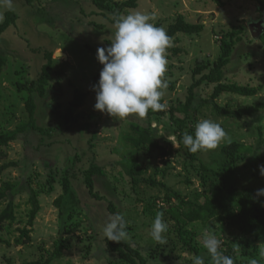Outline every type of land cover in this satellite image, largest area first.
<instances>
[{"label": "rangeland", "instance_id": "obj_1", "mask_svg": "<svg viewBox=\"0 0 264 264\" xmlns=\"http://www.w3.org/2000/svg\"><path fill=\"white\" fill-rule=\"evenodd\" d=\"M107 1L122 3L128 0ZM258 8L256 0H137V7L117 8L113 12L99 8L95 0H13L10 10L18 14L17 22L0 38V55L8 59L0 75V134L18 133L21 122L29 121L26 109L29 91L19 84L24 87L39 78L48 62V52L53 57L52 79L46 95L34 93V97L38 124L51 130V134L43 135L27 128L18 133L16 140L2 147L0 167L7 164V168L0 174V188L3 181H9L19 191L13 197L16 219L6 222L0 231V264L45 261L62 237L67 241L63 257L51 264H131L107 249L103 227L108 218L115 215L111 205L127 222L128 235L124 241L140 250L146 264H192L196 256H202L207 264L211 257L203 247L204 232L220 239L219 250L226 256L230 245L241 254V242L250 240V252L255 247L258 252L243 260L246 264H251L253 259L264 264V239L255 240L217 220L209 225L194 222L187 226L188 240L198 247V251H194L184 246L169 212L163 216L168 224L164 234L167 242H154L150 229L155 217L146 209L152 204L176 207L179 202L176 197L167 201V196L173 192L193 200L196 192L203 191L213 181L221 184L227 174L219 168L221 150L232 140L254 146V152L235 169L234 187L239 191L249 188L256 196L257 190L264 188V176L258 168L264 164V147L258 145L260 136H264V109L242 119L223 117L213 111L210 103L202 104L204 100L211 101L217 83H202L196 88L185 133L192 134L198 121L210 119L223 128L226 136L216 149L197 152L195 160H191L188 149L179 141L170 114L173 106L186 102L190 87L215 68L223 42L231 39L234 30L239 31L241 40L236 41L229 63L223 67L222 82L260 87V90L250 97L225 92L215 102L234 110L264 103L263 29L254 26L258 33L255 37L250 28L252 23L263 19ZM10 10L0 9L3 21ZM137 11L153 17L150 22L156 26L160 24L164 30L179 15L189 23L202 24L203 30L198 34L178 33L166 50L167 66L162 79L167 87L161 99L164 110H149L143 119L133 115L118 120L94 108L96 92L92 86L98 82L103 67L96 53L98 48H107L114 38L116 15ZM198 63L207 65V69L195 75ZM76 90L87 93V97L81 106L73 108L71 101ZM176 116L185 117V114L176 112ZM133 123L154 128L161 143L167 149L173 148L174 154L162 157L156 149L137 152L128 138L135 135ZM160 125L169 138H175L173 142L166 136H159ZM138 155L148 169L143 178L163 181L169 190L145 183L136 189L133 187L122 162L124 157ZM92 164L105 172L95 176L97 196L90 193L86 182L85 171ZM66 176L72 191L61 213L55 200L64 192ZM31 190L38 193L40 211L34 224L29 226L33 208ZM259 197L264 199V196ZM8 202L7 199L0 205V213ZM28 226L31 228L30 241L15 244L21 229Z\"/></svg>", "mask_w": 264, "mask_h": 264}, {"label": "trees", "instance_id": "obj_2", "mask_svg": "<svg viewBox=\"0 0 264 264\" xmlns=\"http://www.w3.org/2000/svg\"><path fill=\"white\" fill-rule=\"evenodd\" d=\"M31 2V0H28ZM220 1V0H218ZM259 4V11L264 20V0H256ZM95 3L101 9H106L109 11H116L117 8L123 10L125 8H135L137 7V0H128L122 3H109L107 0H95ZM116 15V17H119ZM18 19V14L10 10L7 12L5 20L0 22V38L1 36L12 26L15 25ZM263 24V23H262ZM264 26V24H263ZM157 27L162 26L160 24ZM203 30L202 24H192L185 21L183 15H179L177 20L171 24L166 31L167 35L170 37V42L178 33H187V34H198ZM240 31H243L241 29ZM239 31L231 32V39L225 40L223 42L222 54L220 55L217 65L215 68L210 70L209 73L204 74L196 83H194L189 89V96L185 103H180L179 106H173L170 109L172 125H176V133L178 135L179 141L182 143V136L185 133V129L188 126V122L191 118V109L195 103L196 99V88L199 87L202 83L206 82L208 84L217 83L214 88L213 94L211 96V101L204 100L203 105L210 103L212 105L213 111L218 113L223 117L242 119L246 116H253L258 113L261 109H264V103L253 106H244L238 109H230L228 107H223L219 105L216 101L223 93H232L241 96H255L260 87L250 86V85H240L236 82H222L223 79V67L230 61L232 55L234 44L237 40H241V36L238 35ZM264 46V29L261 35ZM169 48V47H168ZM167 48V49H168ZM48 62L43 66L42 72L39 75V78L36 81H32L26 86H22L20 83L19 86L22 89H27L29 91V96L26 102V109L29 115L28 122H21L19 126V132H25L27 128H31L37 131H40L43 135L51 134V130L40 126L37 121V103L34 97V93H38L41 96H45L47 92V85L52 79L53 72V57L52 53H47ZM8 59L5 55H0V75L4 73L7 67ZM201 63V62H200ZM198 63L194 73L199 74L207 69V65H201ZM87 93L76 90L75 97L71 101L73 108L79 107L83 104ZM201 104V105H202ZM176 112H182L185 114V117H177ZM135 135H129L128 138L131 141V144L140 152V150H159L162 157H169L174 154V149H167L165 145L161 143L159 138L156 136L155 129L151 126L143 127L140 124L133 123L132 125ZM18 132V133H19ZM18 133L11 135L0 134V153L4 152V146H7L11 141L18 138ZM258 145L264 147V136H260ZM184 146V145H183ZM254 152L253 145H247L244 142L238 140H232L225 144L221 150L222 162L219 166L226 174L223 177L221 184H217L213 181L209 184V187H206L203 191H198L194 195L193 200H187L179 193H172V195L167 196V201H171L172 196L176 197L179 202L176 207H162L158 204L148 205L147 210H150L152 215L155 217L158 212H162L163 216L167 213H172L176 225L178 226V235L181 238L185 247H189L190 250L198 251V247L194 246L189 240L188 235L190 231L187 229V226L194 222H201L204 225H209L213 220H217L218 223L224 225L228 224L231 227L239 230L243 235L252 237L255 240L264 239V199L257 197L253 194L252 190L246 188L245 191H239L234 187L235 180L234 174L235 169L239 162L247 159L248 154ZM191 160L197 159L196 153L189 152ZM264 159V157H263ZM123 166L125 171L131 176L132 185L136 189L142 183L151 185L154 187H162L166 190L169 188L166 186L165 182L159 181L156 178L148 177L143 178V175L147 172V167H145L141 161L140 157H124ZM7 168V164H4L0 167V174ZM204 170L206 168L202 167ZM69 171V170H68ZM67 171V175H68ZM104 169L96 164H92L85 171L86 182L89 188L90 193L93 196H97L94 191V181L96 175H104ZM63 188L64 192L56 200L55 204L60 209V212H63L64 202L67 196L72 191V186L68 176L63 179ZM19 190L9 181H3L0 188V205L3 201L8 199V204L6 208L0 213V231L4 229L6 222H13L16 219L15 213V201L14 196ZM30 203L32 204V210L29 218V226L34 224V221L37 217V214L40 211V203L38 200V193L35 190H31ZM111 210L114 214H117L115 208L111 205ZM25 227L21 229V236L15 240V244H24L30 241L31 228ZM65 238H60L56 242V248L53 254L45 261H36L32 264H51L55 259H60L63 257L64 249L66 248ZM107 249L118 254V256L131 264H146V259L141 254L140 250L134 248L131 242L121 241L114 242L107 240ZM251 241L245 240L241 242L242 253L238 254L235 246H229L227 249V256H231L234 259V264H246L243 259H249L252 256H255V253L258 252V248L255 247L253 252H250L249 246ZM207 264H213L211 259H208Z\"/></svg>", "mask_w": 264, "mask_h": 264}, {"label": "clouds", "instance_id": "obj_3", "mask_svg": "<svg viewBox=\"0 0 264 264\" xmlns=\"http://www.w3.org/2000/svg\"><path fill=\"white\" fill-rule=\"evenodd\" d=\"M12 6L13 0H0V9L10 10ZM152 19L138 11L114 18V38L107 48H98L96 53V59L103 65L98 82L92 86L96 92V110L118 120L133 115L143 119L149 110H164L165 104L161 99L167 84L162 78L166 72L165 53L170 47V37L163 28L151 23ZM0 22H3L2 12ZM158 131L159 136L174 141L175 138H169L163 125ZM225 136L218 123L202 119L195 124L192 134H183L182 143L191 153L208 152L216 149ZM258 168L260 175L264 176V164ZM259 196H264V188L257 190ZM126 229L124 216L117 213L108 218L103 234L107 240L121 242L127 238ZM167 231L163 213L158 212L151 224L150 236L154 242L165 244ZM202 238L203 247L213 264H234L233 257L223 255L219 250L221 241L215 234L204 232ZM192 264H205L204 258L196 256ZM251 264L258 262L253 259Z\"/></svg>", "mask_w": 264, "mask_h": 264}, {"label": "water", "instance_id": "obj_4", "mask_svg": "<svg viewBox=\"0 0 264 264\" xmlns=\"http://www.w3.org/2000/svg\"><path fill=\"white\" fill-rule=\"evenodd\" d=\"M262 23H263V21L261 20L260 22H258V23H256V24H251L250 25V28H251V31H252V33H253V36H255V37H258V33H256L255 31H254V26H257L258 28H260V26L262 25Z\"/></svg>", "mask_w": 264, "mask_h": 264}, {"label": "flooded vegetation", "instance_id": "obj_5", "mask_svg": "<svg viewBox=\"0 0 264 264\" xmlns=\"http://www.w3.org/2000/svg\"><path fill=\"white\" fill-rule=\"evenodd\" d=\"M262 21H263V24H264V20H262ZM263 24L260 26V28L257 27V29H264Z\"/></svg>", "mask_w": 264, "mask_h": 264}]
</instances>
